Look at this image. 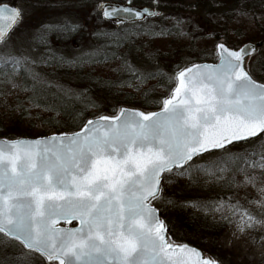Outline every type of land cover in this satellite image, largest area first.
Masks as SVG:
<instances>
[{
    "label": "snow or ice",
    "instance_id": "1",
    "mask_svg": "<svg viewBox=\"0 0 264 264\" xmlns=\"http://www.w3.org/2000/svg\"><path fill=\"white\" fill-rule=\"evenodd\" d=\"M97 9L118 25L158 15L133 7L132 0H105ZM22 20L20 8L0 5V49ZM36 39L48 42L43 35ZM254 52L251 44L216 43L217 62L178 70L158 112L122 108L88 120L79 132L0 141V234L49 264H218L172 241L152 202L161 199L165 175L191 176L196 159L220 151L226 155L196 171L216 178L232 171L234 186L235 173L243 174V184L260 195L251 203L264 213V148L228 152L264 136V83L245 67ZM35 63L11 48L0 51V84L21 87L15 82L21 70L38 80L29 67ZM215 211L235 219L241 233L264 224L231 198ZM60 220H78L80 227H57Z\"/></svg>",
    "mask_w": 264,
    "mask_h": 264
},
{
    "label": "trees",
    "instance_id": "2",
    "mask_svg": "<svg viewBox=\"0 0 264 264\" xmlns=\"http://www.w3.org/2000/svg\"><path fill=\"white\" fill-rule=\"evenodd\" d=\"M112 2L124 4L126 0ZM183 2L165 0V4L156 5L154 0H133L132 6L157 7L158 15L124 22L122 25L106 20L92 27L91 31L85 32H90L89 41L97 48L88 54L69 53L73 40L80 36L79 28L73 31L70 24H61L55 37L60 36L62 44L54 42L49 45L39 58L37 67L29 65L38 74V80L34 81L31 75L21 70L15 80L21 87L12 88L0 84V96L11 100V110L20 111L17 118L13 115L7 118V114L6 118H0V136L13 138L46 135V130L37 129V120L45 126L55 127L58 132L74 131L99 112L115 113L124 104L145 109L160 108V102L170 93V86H175L173 80L179 69L195 61L216 60L214 49L206 45L199 46L202 41L198 39L200 33L191 26V20L188 19L194 10H188ZM193 6L195 11L205 10L208 14L223 13L224 8L216 6L212 0H198ZM260 6L254 5L252 9L259 10ZM224 26L221 37L227 36L226 41L230 43L257 41L260 49L252 58L253 61H250L249 68L256 78L264 81V54H261L264 33L260 37L238 35L233 41L228 36L231 29L229 24L225 23ZM215 29L218 28L214 25L209 29L212 37L220 38L219 32L214 33ZM114 33L119 39L112 35ZM196 50L197 55L194 56L193 51ZM42 58L46 62H41ZM125 62L136 71L128 70ZM147 66H151L149 71L145 70ZM50 73L62 75L63 81L69 80L72 86L64 88L49 81ZM149 73L154 75L141 79V76H148ZM26 119L29 120L28 124ZM229 148H235L233 154L238 155L259 153L264 148V136L233 144ZM225 173L224 179L219 181L216 177L196 171V165L193 164L191 176H178L175 173L165 175L161 199L154 203L160 209L175 240L202 248L222 264H248L239 261L233 257V252L219 245L229 227V220L224 218L225 214H216L215 208L221 197L236 190L244 178L243 174L235 173L239 186H234L230 183L233 172ZM204 193L206 198L200 196ZM0 248L17 251L19 246ZM18 255L17 252L9 251L0 258V264H22Z\"/></svg>",
    "mask_w": 264,
    "mask_h": 264
},
{
    "label": "rangeland",
    "instance_id": "3",
    "mask_svg": "<svg viewBox=\"0 0 264 264\" xmlns=\"http://www.w3.org/2000/svg\"><path fill=\"white\" fill-rule=\"evenodd\" d=\"M183 6L187 7L191 11L189 15V20H191V26L195 27L198 33H200L199 46H207L208 48L214 49V45L221 40L224 42L237 47L246 42H255L253 40H246L241 44H233L226 41V37H221V34L225 30L226 25L229 24L231 28L229 30L228 36H230L233 41L237 39L238 35L245 34V36H257L260 37L264 33V0H212L215 5H221L223 8V13H206L203 11H195L196 8L193 6L198 0H183ZM11 2L18 5V7L23 12V20L21 23L12 31L8 37L7 45L5 49H0L4 51L7 48L14 50L17 55H28L33 60L36 61L32 64V68L37 67V63L42 53L49 45L54 42L57 45L62 44L59 41V37H55L56 30L60 28L61 24H70L71 30H78V37L72 42V47L69 50L71 54H88L93 52L97 47L94 46L93 42L89 41L90 32L92 27L104 23L106 20L102 16V12L97 9V5L105 2V0H15L14 2L10 0H0V3ZM156 5L165 4V0H154ZM126 3V2H125ZM133 3V0H132ZM259 6V10L252 9L253 6ZM157 9V7L152 6ZM196 12V13H195ZM256 12V13H255ZM206 13V14H205ZM189 23V22H188ZM218 28L214 30V33L219 32L220 38L212 37L210 28ZM49 27L52 30H48ZM235 29V31H233ZM76 30V31H77ZM224 34V33H223ZM43 35L47 39V43H40L38 36ZM203 35V36H202ZM186 43V42H185ZM56 45V46H57ZM55 46V45H54ZM260 49V46H259ZM258 49V51H259ZM257 51V53H258ZM261 54H264V47L261 49ZM256 53V54H257ZM254 54L250 60L253 61ZM193 55H197V50L193 51ZM215 61V60H206ZM148 70L151 66L146 67ZM250 69V68H249ZM252 73V72H251ZM49 81L56 83L64 88H70L72 83L65 79L63 81V76L56 73H50ZM79 89V88H78ZM77 89V90H78ZM88 95V94H86ZM11 100L8 97L0 96V118H7L13 115L17 118L20 111L11 110ZM119 109V108H118ZM117 109V110H118ZM108 113V112H99ZM98 113V114H99ZM33 118V115L30 116ZM30 119V120H31ZM26 119V124H28ZM8 123L7 119L5 120ZM37 122L38 130H46L47 134H52L58 132L53 126H45L40 121ZM229 153L236 152L235 148H228ZM225 153L220 151H215L210 154H206L201 158L195 160L194 165H203L208 161H212L220 158ZM226 173L222 174V178L218 180H223ZM220 174H218L219 176ZM244 179V178H243ZM243 179L241 180V185L231 193H228L224 198L221 197L220 201H227L229 198L232 199L233 203L239 202L245 208L249 209L253 215L256 216L258 220H264V213H261L257 204L251 203L252 201H258L260 195L256 187L252 185L243 184ZM257 186H260L259 184ZM206 191V189H205ZM206 198V193L201 194ZM203 198V199H205ZM221 212L216 211V214L220 215ZM225 215L227 213H224ZM178 230V227H175ZM219 245L224 249L233 252V257H236L241 262H247L248 264H264V224H258L254 228L248 229L241 233L237 230L235 219L229 220V227L224 232L220 239ZM0 246H19L17 251L14 249H1L0 248V258L4 257V254L10 252H17L18 258L22 260V264H46L43 258L37 253H30L25 250L22 245L17 241L9 239L8 237L0 234Z\"/></svg>",
    "mask_w": 264,
    "mask_h": 264
},
{
    "label": "water",
    "instance_id": "4",
    "mask_svg": "<svg viewBox=\"0 0 264 264\" xmlns=\"http://www.w3.org/2000/svg\"><path fill=\"white\" fill-rule=\"evenodd\" d=\"M102 3H103V2H102ZM3 4H5V3H3ZM3 4H0V5H3ZM7 4H9L10 6L18 7V6H17L16 4H14V3H7ZM18 8H19V7H18ZM135 8H137V9L148 8L150 11L155 12V11L152 10L150 7H135ZM125 21H127V22H131V21H138V20H125ZM221 41H224V40H221ZM219 42H220V41H219ZM244 44H251V45L255 48V52L252 54V56H253L254 54L257 53V51H258V44H257V43H255V42H246V43H244ZM244 44H242V45H240V46H243ZM227 45L230 46V47H234V46H232V45H230V44H228V43H227ZM237 47H238V46H237ZM252 56H251V57H252ZM251 57H250V58H251ZM250 58H249V60H250ZM249 60L246 61L245 67H246V69L250 72V70H249ZM216 62H217V60H216V61H200V62H195V63H192V64H212V63H216ZM190 66H191V64H189V65H187V66H185V67H190ZM183 68H184V67H183ZM181 69H182V68H181ZM250 74L252 75L251 72H250ZM252 76H253V75H252ZM253 78L256 79L258 82L264 83V81H261V80L255 78L254 76H253ZM165 98H166V97H165ZM122 108H124V109H130V110H138V111H143V112H158V111H160V108H161V107L158 108V109H154V110H147V109H144V108H141V107L122 105V106L119 108V110L122 109ZM119 110H118L116 113H114V114H110V113H101V114H99V115H96V116L90 117L88 120H94V119H96L97 117H99V116H101V115H104V116H112V115H116V114H118ZM88 120H87V121H88ZM87 121H86V122H87ZM86 122H85V123H86ZM82 127H83V126H82ZM82 127H81V128H82ZM81 128H80V129H77V130H75V131L56 132V133H52V134H49V135L36 136V137L20 136V137H16V138H8V137L0 136V141H12V140H36V139H40V138H45V137H50V136H53V135H57V134H60V133H69V134H71V133H74V132H79V131L81 130ZM162 183H163V181H162ZM152 203H153V202H152ZM153 206L158 210L159 218H160L161 220L164 221V219L162 218V216H161V214H160V210L158 209V207H157L154 203H153ZM164 222H165V221H164ZM165 224H166V223H165ZM56 226H57V227H61V228H79V227H80V223H79L78 220H73V221H71V222H67V221H64V220H60V221H58V223H57ZM166 226H167V225H166ZM167 230H168V228H167ZM168 237H170V239H171L172 241H174V240L171 238L169 231H168ZM174 242L177 243V244H187V245H189V246L192 247V248L198 249L201 253L204 254L205 257H211L212 259L216 260V261L218 262V264H222L218 259L213 258L211 255H209L206 251H204L203 249H201V248L198 247V246L192 245V244H190V243H188V242H176V241H174ZM43 258H44V257H43ZM44 260L47 262V264H49V262H48L45 258H44Z\"/></svg>",
    "mask_w": 264,
    "mask_h": 264
}]
</instances>
